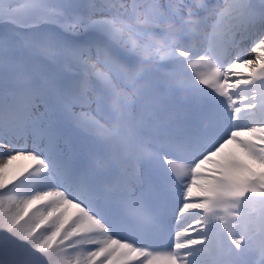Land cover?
I'll return each instance as SVG.
<instances>
[{"label":"snow or ice","instance_id":"1","mask_svg":"<svg viewBox=\"0 0 264 264\" xmlns=\"http://www.w3.org/2000/svg\"><path fill=\"white\" fill-rule=\"evenodd\" d=\"M0 161V264H264V0H0Z\"/></svg>","mask_w":264,"mask_h":264},{"label":"rangeland","instance_id":"2","mask_svg":"<svg viewBox=\"0 0 264 264\" xmlns=\"http://www.w3.org/2000/svg\"><path fill=\"white\" fill-rule=\"evenodd\" d=\"M3 161H0V163H2ZM26 163H28L27 161L24 160H20V161H15L13 162V165L11 166L13 170L18 169L20 167H23Z\"/></svg>","mask_w":264,"mask_h":264},{"label":"bare ground","instance_id":"3","mask_svg":"<svg viewBox=\"0 0 264 264\" xmlns=\"http://www.w3.org/2000/svg\"><path fill=\"white\" fill-rule=\"evenodd\" d=\"M238 71H240V72H245V69H238Z\"/></svg>","mask_w":264,"mask_h":264}]
</instances>
